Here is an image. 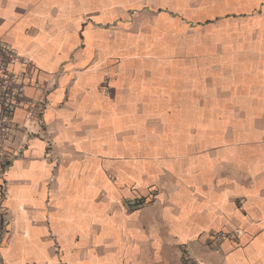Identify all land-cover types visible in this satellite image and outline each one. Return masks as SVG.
I'll use <instances>...</instances> for the list:
<instances>
[{
  "label": "crops",
  "instance_id": "obj_1",
  "mask_svg": "<svg viewBox=\"0 0 264 264\" xmlns=\"http://www.w3.org/2000/svg\"><path fill=\"white\" fill-rule=\"evenodd\" d=\"M0 42L45 105L0 264H264V0H0Z\"/></svg>",
  "mask_w": 264,
  "mask_h": 264
},
{
  "label": "built area",
  "instance_id": "obj_2",
  "mask_svg": "<svg viewBox=\"0 0 264 264\" xmlns=\"http://www.w3.org/2000/svg\"><path fill=\"white\" fill-rule=\"evenodd\" d=\"M39 72L32 63L20 56L10 46L0 42V236L7 233V211L5 200L7 190L4 183V169L14 157L11 152L13 134L18 130L14 121L15 112L26 107L29 119L38 124L44 110L42 100H28L25 91L31 87L40 89ZM20 127V126H19ZM229 235L216 234L214 249L219 251L220 243L229 239ZM183 264H198L191 258H185Z\"/></svg>",
  "mask_w": 264,
  "mask_h": 264
}]
</instances>
